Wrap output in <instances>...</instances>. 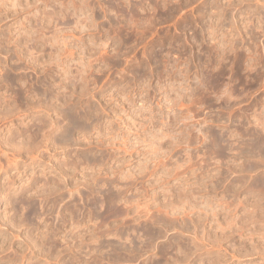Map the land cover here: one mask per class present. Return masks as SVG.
<instances>
[{
  "label": "rangeland",
  "instance_id": "374dc122",
  "mask_svg": "<svg viewBox=\"0 0 264 264\" xmlns=\"http://www.w3.org/2000/svg\"><path fill=\"white\" fill-rule=\"evenodd\" d=\"M0 264H264V0H0Z\"/></svg>",
  "mask_w": 264,
  "mask_h": 264
},
{
  "label": "bare ground",
  "instance_id": "6f19581e",
  "mask_svg": "<svg viewBox=\"0 0 264 264\" xmlns=\"http://www.w3.org/2000/svg\"><path fill=\"white\" fill-rule=\"evenodd\" d=\"M80 124V123H79ZM220 146V145H219ZM15 202V201H14ZM19 204V203H18ZM157 256V255H156ZM155 258V257H154Z\"/></svg>",
  "mask_w": 264,
  "mask_h": 264
}]
</instances>
